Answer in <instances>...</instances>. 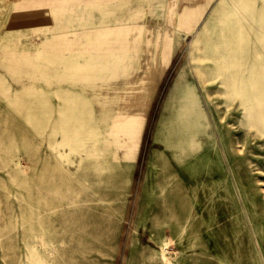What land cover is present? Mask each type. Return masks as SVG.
I'll return each instance as SVG.
<instances>
[{
  "label": "rangeland",
  "instance_id": "rangeland-1",
  "mask_svg": "<svg viewBox=\"0 0 264 264\" xmlns=\"http://www.w3.org/2000/svg\"><path fill=\"white\" fill-rule=\"evenodd\" d=\"M13 1L18 0H0L1 51L11 41L16 51L34 53L43 34L23 19L46 22L56 13L61 24L80 26L112 9L126 17L140 13L138 21L153 26L147 36L156 41L160 35V41L143 64L150 59L149 74L163 73L142 101L145 108H122L146 117L129 177L96 148L86 156L60 153L51 133L36 131L34 119L0 90V264H33L44 251L53 264H264V6L215 0L207 12L212 24L205 27L203 21L188 36L172 32L175 39L185 36L162 71L159 55L171 8L206 0H52L38 9L30 0L21 8ZM155 48L159 54L151 60ZM226 50L225 63L220 54ZM180 69L194 80L211 124L178 146L170 127L176 112L165 102ZM0 72L24 101V85L52 88L2 67ZM127 81L78 90L99 115L116 113L130 106V98L144 95L143 88L123 89ZM249 110L256 114L248 116ZM159 152L163 161L155 162ZM63 235L83 239L90 249L56 252ZM53 240L56 250L49 254Z\"/></svg>",
  "mask_w": 264,
  "mask_h": 264
},
{
  "label": "crops",
  "instance_id": "crops-1",
  "mask_svg": "<svg viewBox=\"0 0 264 264\" xmlns=\"http://www.w3.org/2000/svg\"><path fill=\"white\" fill-rule=\"evenodd\" d=\"M23 1H13V3L21 8V5L25 3ZM50 1L52 0H30L27 3L34 9H38ZM262 1L253 0L255 5L264 6ZM214 2L216 1L206 0L204 4L184 5L181 9L171 8L168 16L169 28L173 30V33L191 26L194 31H197L203 21H205V27L209 26L212 24V19L208 18L207 12H210L214 7ZM103 4L106 6L109 3L106 1ZM139 14H129L126 17L122 13L118 14L115 10L106 9L101 12V16L97 20L83 19L81 27L72 23L71 20H68L66 24H61V15L56 13L46 17V22L41 19H23L22 24L31 22L29 25L35 26L39 33L43 34L34 53L27 49L16 51L17 44L11 41L3 46L2 51L0 50V67L5 71L12 75L26 76L30 80H43L52 87L50 90H45L41 85L39 87L32 84L24 85L23 91L29 98L26 102L22 91L13 90V86L6 76L0 72V86H2L0 90L6 94L8 102L18 105L20 110L23 109L27 118L34 119L36 131L44 134L50 132L53 146L60 147V153L71 152V154L86 156L87 152L92 153L96 148L102 158L108 159L114 154L113 149L107 144V128L111 127V122L113 119H117L120 109L124 106L116 109V113L107 110L99 115L92 101L78 89L100 90L103 83L111 84L112 81L125 79V81L128 80V83L123 89L128 88L130 93L139 88L146 91L145 95L138 96L139 99L136 97L137 95H131L134 96V99L128 100L130 106L135 103V106H144L142 108L146 107L142 101L147 100L148 96L156 90L159 83L158 77L171 63L175 48L179 46L185 35L182 36V39L178 37L175 39L173 35L171 41L173 47L170 54L160 53V65L163 66L161 74L153 75L151 73V77L149 74L151 68H146L141 72L137 71L136 63L141 62L142 59H140V55H136L134 47L150 43L146 42L143 37H135L132 33L133 27L139 30L143 27V22L133 20V16ZM71 49L75 50L70 52ZM191 55L193 57V54ZM157 56L158 54H153L151 60L157 59ZM155 71L158 72V70ZM184 71V69H180L177 72L165 102L166 106L173 107L176 112L173 125L170 127H172V137L177 141L178 146L185 143L187 139L194 138L197 132L211 124L210 120H205L202 115L199 126L194 131L188 132V127L185 125L187 114L185 103L187 100L184 93ZM136 78L141 79V87L136 88ZM100 81L102 84L97 83ZM193 82L194 80H192V85L195 86ZM195 89L194 87L192 95H197L198 100L202 101V95L195 92ZM51 97L56 98L55 104L50 100ZM131 119L137 125L136 130L132 131V139H134L130 145L133 154L130 158L124 157L125 144H122L124 142L122 140L121 155L116 163L128 177L137 161L146 122L143 113H133ZM167 148L170 149V146ZM74 160L83 159L75 157ZM154 161H163V153H155ZM162 166L165 167L166 162ZM169 183L171 182L168 181L167 184Z\"/></svg>",
  "mask_w": 264,
  "mask_h": 264
},
{
  "label": "bare ground",
  "instance_id": "bare-ground-1",
  "mask_svg": "<svg viewBox=\"0 0 264 264\" xmlns=\"http://www.w3.org/2000/svg\"><path fill=\"white\" fill-rule=\"evenodd\" d=\"M142 15H135L133 16V20H137L139 18H141ZM155 31V29L153 28L152 25H150V23L148 24L147 22H143V27L141 30L133 27L132 29V33L133 35L136 37H143L145 39L146 42H150V43H145V45H141V46H135L134 47V52L136 53V55H140L142 59L141 62L136 63V67H137V71H144L146 70V68H151L152 67V62L151 61H147L148 63L146 65L143 64V59L146 58V54L147 51L149 53H151V47L155 46L158 47V42L160 41V35H157V40L153 41L151 37L147 36V33L149 32H153ZM183 33L188 36V34H191L192 31H194L193 27H186V28H182ZM173 30L171 28H168L167 31L165 32V36L163 38V41L161 43V48L160 51L163 54H170V52L172 51V39H173V35H172ZM159 34V33H158ZM195 38V37H194ZM153 42H157V43H153ZM198 42V38L195 39L194 43H193V48H195V45H197L196 43ZM157 51V48H155V51H153V54H159ZM160 52V53H161ZM229 54V51L226 50L224 52H222L221 58L223 62H227V59H225V57ZM219 55V56H220ZM223 57V58H222ZM212 74V73H211ZM141 79L136 78L135 82H136V88H138V84H141ZM184 81H185V86H184V93L186 96V100L187 102L185 103V109L187 111L186 114V118H185V125L186 127H188V132L194 131V129L197 128V126H199L198 124L200 123V119L201 116L203 115V111H202V103L201 101L198 100V96L197 95H192V93L194 92V86L192 85V82L189 80V78L186 75V72L184 71ZM140 89V88H139ZM137 89V91L139 90ZM142 89V88H141ZM145 90H144V95H145ZM194 96V97H193ZM133 106V105H132ZM132 106H124L123 108H129L131 109ZM137 109L138 107L142 108L141 105H137L136 106ZM124 109H120V115L117 117V119H113V121L111 122V127L107 128V136H108V141L107 144L109 147H111L114 151L113 156H110V160L112 163H117L118 157L121 155V147L122 144L125 146V151H124V157L130 158V156H132L133 152L131 151L130 145L131 142L133 141L132 137V131L136 130L137 125L135 124V122L131 119L133 112L130 113L127 110L121 111ZM259 112V109H258ZM261 112H262V119H264V108H261ZM247 115H252V114H256V111H246ZM190 134V133H189ZM122 140H124V142L121 144ZM122 157V156H121ZM81 229V228H80ZM59 241H60V249L57 248V251H66L68 253H78L81 252L82 250H86V249H90V245L88 243H84L85 241H83V239L78 238L77 236H67V235H63L59 237ZM65 241H69L71 243L70 244H64ZM82 241V243L80 242ZM55 243H57L55 240L51 241L50 244V248L47 250V253H52L55 252L56 250V246ZM75 243V244H74ZM163 252L165 251V248H162ZM45 251L41 254V253H36V260L33 262V264H53L54 260L49 261L46 257V255L44 254Z\"/></svg>",
  "mask_w": 264,
  "mask_h": 264
}]
</instances>
